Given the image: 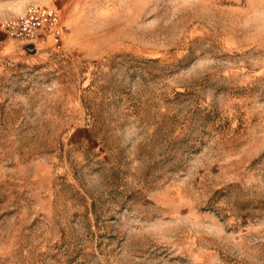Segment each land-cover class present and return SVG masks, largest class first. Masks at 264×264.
I'll return each instance as SVG.
<instances>
[{
	"label": "rangeland",
	"instance_id": "rangeland-1",
	"mask_svg": "<svg viewBox=\"0 0 264 264\" xmlns=\"http://www.w3.org/2000/svg\"><path fill=\"white\" fill-rule=\"evenodd\" d=\"M56 8L0 46V264H264V0Z\"/></svg>",
	"mask_w": 264,
	"mask_h": 264
},
{
	"label": "built area",
	"instance_id": "built-area-1",
	"mask_svg": "<svg viewBox=\"0 0 264 264\" xmlns=\"http://www.w3.org/2000/svg\"><path fill=\"white\" fill-rule=\"evenodd\" d=\"M0 34V46L12 40L25 48L32 45L37 51L45 46L58 47L64 29L56 7L31 3L4 16L0 20Z\"/></svg>",
	"mask_w": 264,
	"mask_h": 264
},
{
	"label": "crops",
	"instance_id": "crops-1",
	"mask_svg": "<svg viewBox=\"0 0 264 264\" xmlns=\"http://www.w3.org/2000/svg\"><path fill=\"white\" fill-rule=\"evenodd\" d=\"M65 2L66 0H7L4 5V9H5L4 16L12 12H15L31 3H39L47 6L61 7Z\"/></svg>",
	"mask_w": 264,
	"mask_h": 264
},
{
	"label": "water",
	"instance_id": "water-1",
	"mask_svg": "<svg viewBox=\"0 0 264 264\" xmlns=\"http://www.w3.org/2000/svg\"><path fill=\"white\" fill-rule=\"evenodd\" d=\"M26 50L31 52V53H35L36 52L32 45H27L26 46Z\"/></svg>",
	"mask_w": 264,
	"mask_h": 264
}]
</instances>
